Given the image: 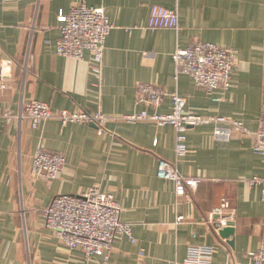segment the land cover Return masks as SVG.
<instances>
[{
    "label": "crops",
    "instance_id": "1",
    "mask_svg": "<svg viewBox=\"0 0 264 264\" xmlns=\"http://www.w3.org/2000/svg\"><path fill=\"white\" fill-rule=\"evenodd\" d=\"M80 2L103 9L114 26L99 76L89 54L76 61L55 52L57 16ZM151 6L177 12L178 34L147 28ZM196 41L236 54L229 89L207 93L190 77H175L172 54ZM6 60L13 66L0 90V114L17 115L32 100L54 112L109 118L151 113L136 103V89L155 84L183 98L188 112L224 117L254 132L264 109V0H0V62ZM171 109L165 98L156 112ZM213 129L189 128L188 152L175 162L176 132L170 126L109 120L99 135L82 123L49 120L32 128L26 120L6 124L0 118V264H85L81 252L44 228L42 211L56 196L91 188L113 196L135 243L121 237L109 260L94 257L87 264H174L184 260L190 244L212 247V264H250L247 253L264 246V202L260 188L248 182L264 175V157L254 154L239 128H230L228 142L216 141ZM38 149L65 157L50 183L31 177ZM161 160L175 162L181 176L200 180L190 202L176 198L173 183L156 176ZM221 198L235 212L229 239L206 222ZM178 216L184 221L176 225Z\"/></svg>",
    "mask_w": 264,
    "mask_h": 264
},
{
    "label": "built area",
    "instance_id": "2",
    "mask_svg": "<svg viewBox=\"0 0 264 264\" xmlns=\"http://www.w3.org/2000/svg\"><path fill=\"white\" fill-rule=\"evenodd\" d=\"M60 25V38L56 43V55L76 61L83 60L89 54L93 63L92 72L99 76L105 53V43L114 26L103 9L86 6L80 2L67 13L60 12L57 16ZM150 30H171L178 34L179 20L175 10L160 6H151L147 22ZM175 77L186 75L198 88L211 93L214 90H227L232 86V72L236 69V54L212 43L196 41L186 49L176 48L172 54ZM12 60L0 62V90L6 88V80L11 73ZM26 68H24V72ZM165 98H170L172 109L167 114L157 113ZM136 103L145 109L139 113L106 117L100 113L86 112H54L46 103L32 100L22 105L19 114L1 113L6 124L12 120H26L32 128H37L49 120L59 121L62 125L82 123L93 125L99 135L104 132V124L109 121L137 123L153 122L160 127L170 126L176 132L175 162L183 158L188 148L185 132L189 128L213 125V138L219 142H228L230 128H239L252 143L254 154L264 157V109L261 112L257 129L251 132L240 123L224 117H202L185 109V100L177 93H166L155 84H138ZM175 162L161 160L158 163L156 176L173 183L176 198L191 201L190 192L196 190L200 180L181 176L176 170ZM66 160L61 154L50 153L38 149L32 159L31 177L34 180L45 179L48 183L57 179L63 170ZM250 187H259L264 202V175L249 180ZM44 228L53 232L59 241L71 251L82 253L87 264L94 257L109 260L113 244L121 237L135 243L131 235V226L120 220V208L110 194H104L97 188H91L80 195H59L54 197L43 209ZM235 212L228 198H221L219 205L207 218L213 231L218 233L234 223ZM183 216L176 218L175 224H181ZM213 248L205 245L190 244L184 260L174 264H212ZM250 264H264V246L255 252L247 253ZM144 252H139V258Z\"/></svg>",
    "mask_w": 264,
    "mask_h": 264
},
{
    "label": "water",
    "instance_id": "3",
    "mask_svg": "<svg viewBox=\"0 0 264 264\" xmlns=\"http://www.w3.org/2000/svg\"><path fill=\"white\" fill-rule=\"evenodd\" d=\"M232 234H233V227L230 226L228 228L221 230L218 233V236H220L222 239H229V237L232 236ZM229 244L232 245V242H229Z\"/></svg>",
    "mask_w": 264,
    "mask_h": 264
}]
</instances>
